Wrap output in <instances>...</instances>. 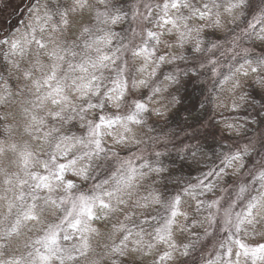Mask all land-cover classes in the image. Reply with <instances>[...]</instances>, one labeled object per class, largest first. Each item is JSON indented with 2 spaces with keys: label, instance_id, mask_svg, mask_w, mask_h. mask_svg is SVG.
<instances>
[{
  "label": "snow or ice",
  "instance_id": "obj_1",
  "mask_svg": "<svg viewBox=\"0 0 264 264\" xmlns=\"http://www.w3.org/2000/svg\"><path fill=\"white\" fill-rule=\"evenodd\" d=\"M93 3L105 11L97 10L94 26L82 27L71 40L70 14ZM146 8L143 20L155 30L137 33L141 43L131 48L113 46L117 37L110 26L124 19L113 0H23L18 11L28 15L24 30L0 33V264H118L121 258L135 264L137 256L153 252L152 264H199L193 261L198 240L177 243L178 234L191 227L183 195L197 188L211 192L213 179L244 168L251 153L245 148L225 155L196 185L169 198L144 183L151 174L155 184L166 169L124 159L108 141L127 146L129 125L143 123L149 102L165 89L152 87L147 97L138 93L149 88L162 65L182 59L158 54L172 47L166 35L181 46L190 39L199 45L205 27L236 24L240 39L260 41L253 45L260 54L235 71L257 74L264 86V0H157ZM176 69L188 75L181 65ZM160 74L180 83L175 70ZM12 107L20 110L19 140L13 136L15 118L4 114ZM77 127L83 135L72 131ZM89 181L85 191L81 185ZM201 206L221 213L219 221L213 211L198 222L205 236L214 231L219 241L215 255L202 257L204 264H264V243H248L264 236V160L258 166L252 161L247 179L236 184L223 207L219 200ZM98 223L112 225L102 245L96 243L102 236Z\"/></svg>",
  "mask_w": 264,
  "mask_h": 264
},
{
  "label": "trees",
  "instance_id": "obj_2",
  "mask_svg": "<svg viewBox=\"0 0 264 264\" xmlns=\"http://www.w3.org/2000/svg\"><path fill=\"white\" fill-rule=\"evenodd\" d=\"M127 1L130 0H113V3L119 4L120 11L124 15L122 22L112 25L116 34L127 27V13L123 12L125 9L123 4ZM221 12H223L222 9ZM223 18L225 19V15ZM8 26L13 28L12 20L8 22ZM229 28L231 30L237 29L236 32L240 29L236 24H230ZM204 29L205 33L201 32L196 38L200 41L199 45L190 39L179 49L178 54L174 55L182 57V59L175 61L186 63L200 57L203 50L206 49L205 47L210 45L215 37H218V32L214 27H205ZM119 39L120 37L113 41L114 47L120 46ZM248 42L250 45H260L259 40H248ZM197 47L200 51H196ZM255 48L258 50L257 47ZM254 53H259V50L238 58L230 65L229 73L223 69L220 75L202 90L197 86L198 83H201L200 78H198L200 73L197 67L188 68V75L181 74L177 77L180 80L179 84L168 81L167 84L161 82L157 86L165 90L156 95L159 101L155 105V109L150 112L153 122L145 127L140 134L141 137L130 145L132 149H136L144 143L149 149L158 146V149L162 150L159 156L153 154L147 163L154 167L162 166L166 171L157 177L155 184L150 183V174L149 180L144 182L147 187L150 189L159 187L170 198L176 191H184L185 188L196 185L205 172L220 164L218 161L223 154L222 147L228 145L229 141L250 137L264 124V107H262L264 106V86L258 83V77L255 80L240 83L234 90L228 91L230 83L227 80L231 77L232 70L243 63L245 59L252 58ZM173 97H175L176 102H173ZM204 123H207V128L210 129L211 134L195 135L193 140L188 142V146H173L179 137L186 134L190 135L196 128H201ZM229 125L233 127H229ZM67 127H71V125ZM75 129L72 131L75 132ZM167 142L169 144H166ZM115 148L120 152L128 150L123 145H116ZM231 182L232 176L229 173L223 178L217 177L212 180L215 187L211 192L201 194L200 189L197 188L190 195L192 205L190 204L189 207L194 220L202 219L208 211L206 207L198 208L197 205L201 201L207 204L205 199L207 195L214 194L215 188L219 191ZM91 184L92 181H89L87 184H82L81 187L90 188ZM160 211L162 212L163 209ZM196 235L197 233H192L191 236H186L187 239L184 242L196 241ZM123 259L121 258L118 264H123ZM129 264H133L130 259ZM135 264L142 263L135 262Z\"/></svg>",
  "mask_w": 264,
  "mask_h": 264
},
{
  "label": "rangeland",
  "instance_id": "obj_3",
  "mask_svg": "<svg viewBox=\"0 0 264 264\" xmlns=\"http://www.w3.org/2000/svg\"><path fill=\"white\" fill-rule=\"evenodd\" d=\"M67 2L70 3L71 0H67ZM156 2L157 0H130L123 4V7L125 8L123 9V12L125 11L127 13V20H128L127 27L124 28V30L122 31H118L116 34V31H114L113 29L114 26L112 25L110 26L111 31L116 34L117 39L118 37H120L119 47L124 48L125 46H127L128 48H131L134 45H139L141 43V36H138L136 34L137 33L143 34L145 29L153 28L151 24L143 20V16L141 15V13L146 15L148 12L146 5L154 4ZM22 3L23 0H0V33L7 35L8 32L13 29L24 30L25 22L28 21V15L25 14L23 11H18V9L21 8ZM97 10L102 12L105 11V9L102 6L93 3L83 13L77 12L70 14L69 16L70 27L67 36L70 37L71 40H76L80 36L82 27L94 26L95 24L94 15ZM223 16L224 15L222 14L221 15L222 24L225 22ZM11 20L13 27L12 29L8 26V22ZM196 23L201 24L202 22L197 21ZM229 25L230 24L222 28L214 27L218 32L217 35L218 37H215L210 43V45L205 47L206 49L203 50L200 57L196 59H192L191 61L186 63L174 61L170 65H162L160 71H158L156 78L152 81L149 88L141 89L138 95L144 97L150 96L152 87H157L161 82H164V84L168 83V81L163 80V77L161 76L160 72L167 74L170 71L175 70V75L179 77L181 75V72L178 69H176V65H181L186 70H188V68L197 67L200 73L198 78H200L199 81L201 80V83H198L197 86L202 90L203 88L208 87L211 81L217 76H219L223 69L226 73H229L231 70L230 65H232L238 58L240 57L242 58L243 56L258 51L253 45H250L248 40L240 39L242 35L241 29H238V32H236L237 29L231 30V28H229ZM102 27H109V26H102ZM153 30L155 29L153 28ZM202 33H205V29L202 31ZM164 39L170 42L172 44V47L167 49L161 47L159 49L158 54H163L169 57L177 55L179 49H181L182 46L177 43L176 37L169 34L166 35ZM254 54L256 56H259V53H254ZM129 55H130L129 53L125 52V59H127ZM135 63L139 65L141 61L136 60ZM235 69L232 70L231 77L227 80L228 83H230L228 86L229 87L228 91L234 90L240 83H244L246 81H252L258 77L257 74L254 73H250L248 76H244L241 73L236 72ZM158 101H159L158 96H154L152 101L149 102L150 111L149 113L144 114L143 123L139 125H134V124L129 125V127L131 128V133L125 134L126 136L129 137V143L127 144V146H124L127 147L128 150H126L125 152L117 151L118 149L115 148L116 145H113L111 140L108 141L109 145L113 146L114 150L122 158L124 159L135 158L136 164L140 165L144 162L150 161L151 158L153 157V154L161 153L162 150L158 149V146L149 149V147H146L144 143L141 144V146L139 145L138 147H136V149H132L130 147V145H132L135 140L141 137L140 134H142L144 128L152 124L153 118L151 116L152 113L150 112L151 110L155 109V105L158 103ZM8 113H12V116L15 118L13 120V123L15 124V129L13 130V136L19 140L21 139L20 133L16 129L19 127L17 122L21 120L20 110L19 108L12 107L9 108L8 112L4 114L8 115ZM89 118H94V117H89ZM74 131L76 135L84 134V129L82 128H77ZM211 133L212 132L210 131V129L207 128V123H204L201 126V128L199 127L196 128V130L190 133V135L186 134L182 137H179L178 138L179 140H177L173 144V146H188V142L193 140L195 135L199 136L201 134L207 135ZM262 136H264V124H262L257 130V132L255 134H252L250 137L229 141L228 145L222 147L223 154L222 157L219 159L218 163H220V161L224 158L225 155H231L237 151L242 152L243 149L245 148L248 149L251 155L244 157V165H245L244 168H239L238 171L236 172H232L231 170H226L232 176V182L229 185H227L225 188L220 189L219 191L217 188H215L216 190L214 194L210 196L207 195L205 197L207 204L219 200L221 206L223 207L225 205V201L227 200L229 193H231L232 189L236 187V184L240 181H244L247 179V170L252 167V161L253 160L257 161V166H258L259 162L261 160H264V148L261 147ZM166 144H169V142H167ZM257 153H260V155H257ZM89 189L90 188H84L85 191H88ZM141 191H143V189H141ZM177 193L183 194L184 191L178 190L174 193V195H176ZM183 201L186 203L183 204L182 211L187 213L188 220L186 221V223L189 224L191 227L189 233H185L183 236L178 234L177 243H179L181 240L184 241L186 236L189 237L191 236L192 233H197L195 237H197L196 241L198 240V242L196 243V251L193 255V261H198L199 264H204V259L202 257L211 258L212 255H215L217 251L216 245L218 244L219 241L218 238L214 239L216 235L214 231L212 233V236H205L204 229L198 227V222L203 218L198 221L194 220V216H192V212L190 211V207H189L192 205L191 203L192 200L190 195H183ZM234 210L238 211L239 206H237ZM213 211L217 212L216 218L219 221L221 213L215 209H208L207 213L203 215V217ZM97 226L100 227L102 236L97 238L96 243L102 245L105 242H107V238L110 233L112 225L111 223H108L106 226H102V223H98ZM261 231L264 232V229H261ZM27 235L32 239H35L37 234L29 232L27 233ZM248 243L250 244L264 243V236L250 237ZM205 244L207 245L206 248L204 247ZM22 249L23 248H21L20 250L22 251ZM156 255L157 253L153 252L151 255L147 257L137 256L135 258V262L142 264H152V260ZM129 259L131 260V258Z\"/></svg>",
  "mask_w": 264,
  "mask_h": 264
}]
</instances>
